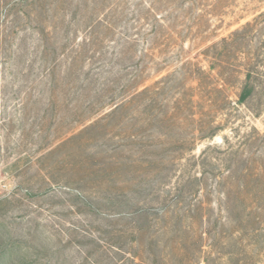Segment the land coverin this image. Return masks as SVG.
Listing matches in <instances>:
<instances>
[{
  "label": "rangeland",
  "instance_id": "obj_1",
  "mask_svg": "<svg viewBox=\"0 0 264 264\" xmlns=\"http://www.w3.org/2000/svg\"><path fill=\"white\" fill-rule=\"evenodd\" d=\"M261 15L264 0H0V264L243 260L264 111L237 104L242 61L219 43L264 34Z\"/></svg>",
  "mask_w": 264,
  "mask_h": 264
},
{
  "label": "trees",
  "instance_id": "obj_2",
  "mask_svg": "<svg viewBox=\"0 0 264 264\" xmlns=\"http://www.w3.org/2000/svg\"><path fill=\"white\" fill-rule=\"evenodd\" d=\"M262 16L263 15L259 16L258 19L264 18ZM254 23H256V21L252 24H245L239 30L233 32L227 40H222L219 44L230 42L233 47L236 46L234 51H237L238 56H240L242 61L243 76L241 82L239 83L240 92L238 94L237 104L245 105L249 110L253 111L252 103L256 100L258 101V105H260L258 106V109H261L260 111L262 112L264 111V34H262L263 32L259 30L258 26L254 27ZM252 29H254V31H252ZM250 33L254 34V37L256 38L255 41H257L254 46L249 43L252 39H254L253 37L250 41H246L251 38ZM243 42L246 43L242 47L241 44H243ZM219 44L214 45L213 48H217ZM223 81L225 82L226 79ZM262 138L264 139V135ZM224 180L226 182H230L233 179L231 176H227L223 180H220L218 185L221 187H219L221 190L217 188L219 191H216V197L217 203L220 206L219 211L225 215L223 217V221L225 224H228L231 220L229 217V206H231L232 201L228 191H223L228 185V183L223 182ZM253 199V204L257 207H252L251 210L244 209L243 211L246 213L244 217L246 222L255 223L256 228L252 229L248 233H245L247 236V244L242 249L244 258L243 260H238V264L239 261L242 263L244 262V264H264V204L262 203L264 201V191L256 194ZM203 235L210 236V233L202 232L199 235L200 240H202ZM232 237L233 235L230 236L231 240ZM212 256V254L207 253L206 256L202 258V261H198L196 264H229L232 262V254L224 255L226 260L225 263L223 262V257L219 258V262L216 263V259L214 260Z\"/></svg>",
  "mask_w": 264,
  "mask_h": 264
}]
</instances>
